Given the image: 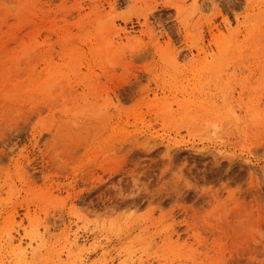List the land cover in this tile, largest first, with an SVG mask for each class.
Wrapping results in <instances>:
<instances>
[{"label":"rangeland","instance_id":"1","mask_svg":"<svg viewBox=\"0 0 264 264\" xmlns=\"http://www.w3.org/2000/svg\"><path fill=\"white\" fill-rule=\"evenodd\" d=\"M257 10L0 0V264H264Z\"/></svg>","mask_w":264,"mask_h":264},{"label":"bare ground","instance_id":"2","mask_svg":"<svg viewBox=\"0 0 264 264\" xmlns=\"http://www.w3.org/2000/svg\"><path fill=\"white\" fill-rule=\"evenodd\" d=\"M27 1V0H26ZM28 3V2H27ZM249 4H250V6H251V8H252V11H253V9L254 8H257L258 10V13H260L261 14V17H260V19H258L256 22L254 21V22H252L250 25H248V27L246 26V36H245V40H246V42H248V41H253L254 40V37L257 35V33H260V31H261V28L262 27H264L263 26V24H264V0H249ZM30 5V4H29ZM81 21H82V18H81ZM50 28H52V30H53V28L54 27H51L50 26ZM112 33V32H111ZM127 34V33H126ZM121 37V36H120ZM37 39H38V36H37ZM236 44L237 43H235L234 41H232V42H222L221 44H219L220 45V48H219V55H220V57L222 56V57H224V56H230V54L232 53V52H234V49H235V46H236ZM260 46H264V44H261ZM220 60H217L216 61V67L218 66V64H220V62H219ZM209 64H213V62H210ZM218 67H220V66H218ZM240 69V68H239ZM44 70V69H43ZM32 75V74H31ZM225 96V95H224ZM154 97V96H153ZM224 100V99H223ZM225 101V100H224ZM182 104V105H181ZM180 104V108H182V107H184V103L182 102ZM101 110H103V108L101 109ZM165 117H170V119H171V117H172V115H165ZM215 130V128L213 129V131L212 132H215L214 131ZM217 130H218V128H217ZM223 131V130H222ZM221 132V131H220ZM14 238V237H13ZM88 240V239H87ZM85 243H86V239H85V236H83V237H81V238H78L77 237V234L72 238V240L71 241H69L68 242V246H69V250L71 249V248H77V247H79V246H84L85 245ZM87 244V243H86ZM99 245V244H98ZM9 246L11 247V246H13V240L11 239L10 240V242H9ZM97 246V245H96ZM30 248V247H29ZM101 248V247H100ZM102 249L104 250V248L102 247ZM27 250V249H26ZM30 250V249H29ZM12 251H14L15 252V254H14V256L15 257H17L18 258V260H17V263H22V261H24L25 259H26V256H27V251H25V250H22L21 249V242H19V244L15 247V248H13L12 249ZM32 252V251H31ZM89 258V257H88ZM88 258H87V260H88ZM129 263H131V262H129ZM106 264V263H105ZM110 264H112L111 262H110ZM120 264H127V262H125V261H122V262H120Z\"/></svg>","mask_w":264,"mask_h":264}]
</instances>
